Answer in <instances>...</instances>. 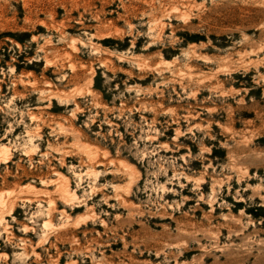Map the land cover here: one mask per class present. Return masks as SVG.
<instances>
[{
  "label": "rangeland",
  "instance_id": "374dc122",
  "mask_svg": "<svg viewBox=\"0 0 264 264\" xmlns=\"http://www.w3.org/2000/svg\"><path fill=\"white\" fill-rule=\"evenodd\" d=\"M2 144L0 264H264V0H0Z\"/></svg>",
  "mask_w": 264,
  "mask_h": 264
},
{
  "label": "bare ground",
  "instance_id": "6f19581e",
  "mask_svg": "<svg viewBox=\"0 0 264 264\" xmlns=\"http://www.w3.org/2000/svg\"><path fill=\"white\" fill-rule=\"evenodd\" d=\"M29 141L31 142V138L29 139ZM11 146V145H10ZM14 149V148H13ZM11 148L9 147V146H7V145H0V164H3V163H6V162H9L11 159V156H12V152H11ZM12 153V154H11ZM18 167H20V166H18ZM21 168V167H20ZM24 169H22V171H23ZM65 181V180H64ZM66 182V181H65ZM63 183V182H62ZM65 184V183H64ZM60 189H62V192L64 193V195L68 198V199H70V200H72V199H76L77 197H76V194H75V192H71V191H69L65 186H62V188H60ZM48 193V192H47ZM52 196V195H51ZM64 197V196H63ZM29 200V199H28ZM49 200H50V198H49ZM5 204V200H4V198L2 197V195L0 194V206H3ZM5 206V205H4ZM2 209V208H1ZM39 210V212L41 213V214H43L42 213V210L41 209H38ZM45 214V213H44Z\"/></svg>",
  "mask_w": 264,
  "mask_h": 264
}]
</instances>
